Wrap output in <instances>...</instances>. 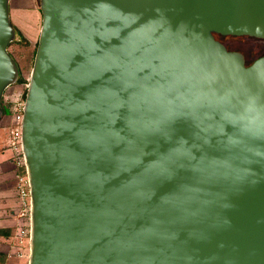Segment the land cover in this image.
I'll return each instance as SVG.
<instances>
[{"label": "water", "instance_id": "1", "mask_svg": "<svg viewBox=\"0 0 264 264\" xmlns=\"http://www.w3.org/2000/svg\"><path fill=\"white\" fill-rule=\"evenodd\" d=\"M0 0V120L21 71ZM22 151L28 264H264V0H40Z\"/></svg>", "mask_w": 264, "mask_h": 264}, {"label": "rangeland", "instance_id": "2", "mask_svg": "<svg viewBox=\"0 0 264 264\" xmlns=\"http://www.w3.org/2000/svg\"><path fill=\"white\" fill-rule=\"evenodd\" d=\"M11 21L16 27V40L10 45L9 50L12 56L17 61L21 75L18 83L9 88L5 97L17 95L25 91V86L28 84L30 74L33 68L35 52L38 44L39 32L42 22V14L40 11V0H11ZM220 40L231 51L241 52L245 55L248 65L264 56V40H257L247 37H219ZM26 94V91H25ZM3 98V107L8 110L6 99ZM9 111L0 120V145H4L9 134V127H11ZM8 143V142H7ZM0 148V152H2ZM17 173V171H16ZM18 182V181H17ZM11 181V185L16 187L18 183ZM20 200V199H19ZM19 218L23 225L19 230L18 237L26 230V220L21 209V202ZM19 240V239H18ZM20 243V242H19ZM20 251L24 255V262H28L29 245L25 242L19 244ZM22 255V254H21Z\"/></svg>", "mask_w": 264, "mask_h": 264}, {"label": "crops", "instance_id": "3", "mask_svg": "<svg viewBox=\"0 0 264 264\" xmlns=\"http://www.w3.org/2000/svg\"><path fill=\"white\" fill-rule=\"evenodd\" d=\"M7 142L8 138L0 145L3 149L0 152V264H23L26 261L18 240L23 225L19 218L18 185H11V181L17 182V173Z\"/></svg>", "mask_w": 264, "mask_h": 264}, {"label": "built area", "instance_id": "4", "mask_svg": "<svg viewBox=\"0 0 264 264\" xmlns=\"http://www.w3.org/2000/svg\"><path fill=\"white\" fill-rule=\"evenodd\" d=\"M27 85L25 86V91L27 90ZM25 91L17 94L7 96L5 101L8 105V111L11 122V127H9L8 134V148L12 152V160L14 162L17 171V181H18V195L21 202V209L23 216H25L26 230L21 233L18 237L20 244L29 242L30 234V189L26 173L25 159L22 151V121L24 112V102H25ZM5 97V95H4Z\"/></svg>", "mask_w": 264, "mask_h": 264}, {"label": "trees", "instance_id": "5", "mask_svg": "<svg viewBox=\"0 0 264 264\" xmlns=\"http://www.w3.org/2000/svg\"><path fill=\"white\" fill-rule=\"evenodd\" d=\"M7 112H8V110L3 107V113H4V115H6Z\"/></svg>", "mask_w": 264, "mask_h": 264}, {"label": "flooded vegetation", "instance_id": "6", "mask_svg": "<svg viewBox=\"0 0 264 264\" xmlns=\"http://www.w3.org/2000/svg\"><path fill=\"white\" fill-rule=\"evenodd\" d=\"M12 24H13V22H12ZM13 25H14V24H13ZM14 27H15V25H14ZM15 28H16V27H15ZM16 31H17V30H16ZM219 37H220V36H218V37H217V39H219V40H220V38H219ZM247 65H248V64H247Z\"/></svg>", "mask_w": 264, "mask_h": 264}]
</instances>
